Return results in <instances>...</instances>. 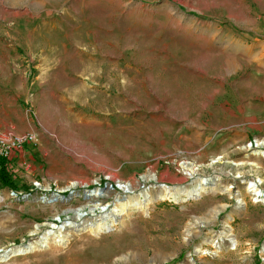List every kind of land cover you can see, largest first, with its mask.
Listing matches in <instances>:
<instances>
[{"label": "rangeland", "instance_id": "1", "mask_svg": "<svg viewBox=\"0 0 264 264\" xmlns=\"http://www.w3.org/2000/svg\"><path fill=\"white\" fill-rule=\"evenodd\" d=\"M27 132L9 160L22 187H0V255L78 226L0 264H264L249 187L264 195V0H0V134ZM202 178L230 192L90 228Z\"/></svg>", "mask_w": 264, "mask_h": 264}, {"label": "bare ground", "instance_id": "2", "mask_svg": "<svg viewBox=\"0 0 264 264\" xmlns=\"http://www.w3.org/2000/svg\"><path fill=\"white\" fill-rule=\"evenodd\" d=\"M258 147H264V139L263 140H258L257 142ZM256 155L258 156H264V150H257L255 152ZM255 167H259L258 162H253L252 163ZM260 168V167H259ZM186 173L188 175H193L192 170H187ZM155 176H148L147 179H156L154 178ZM135 182V181H134ZM134 183H131L129 185H122V189L125 191H131L133 188ZM251 191L254 193L256 197H261L264 196L262 193V190L260 189L258 183H251L249 186ZM209 188H216L218 189L221 193H226L230 192V188L226 186H220V182L217 179H212V178H202L200 179L196 185L192 186L191 188H178V187H171L166 184L161 186V192L153 197L152 193L150 191H146L141 195V197H128L125 202L119 201L117 202L115 208L105 216H103L100 220H97L94 224H91L90 228H94L96 230H102L106 229L110 226L111 223H113L117 217L120 215L124 214L127 212L126 210L128 208L132 207H144L147 206L152 200L156 199H175L178 200L181 196L182 193L186 195L189 198H197L198 196L202 195L206 190ZM98 191L95 190L90 193V196L92 195H97ZM3 198V197H2ZM97 205H95L91 211L95 212L97 209ZM101 208L102 211H104ZM75 219H83L85 217V214L83 212L76 211L75 215L73 216ZM53 225V224H52ZM78 225L75 223L71 222L68 224H65L63 226H60L58 228L54 227L53 229H50L46 234H44L39 240L35 242H30L28 245H19L16 247H13L11 249L6 250L5 253L0 255V262L2 261H9L16 255H22L26 254L32 249L36 248L38 244H47L50 243V241H57L61 242L67 237V231H70L71 229L76 228ZM40 225L37 226V230L34 231H39L40 230ZM55 243V242H54Z\"/></svg>", "mask_w": 264, "mask_h": 264}, {"label": "built area", "instance_id": "3", "mask_svg": "<svg viewBox=\"0 0 264 264\" xmlns=\"http://www.w3.org/2000/svg\"><path fill=\"white\" fill-rule=\"evenodd\" d=\"M36 140L37 135L34 132L0 134V156H5L11 160L15 153L22 151L31 144H35Z\"/></svg>", "mask_w": 264, "mask_h": 264}, {"label": "trees", "instance_id": "4", "mask_svg": "<svg viewBox=\"0 0 264 264\" xmlns=\"http://www.w3.org/2000/svg\"><path fill=\"white\" fill-rule=\"evenodd\" d=\"M9 160L5 156H0V187L18 191L22 186L11 170Z\"/></svg>", "mask_w": 264, "mask_h": 264}, {"label": "crops", "instance_id": "5", "mask_svg": "<svg viewBox=\"0 0 264 264\" xmlns=\"http://www.w3.org/2000/svg\"><path fill=\"white\" fill-rule=\"evenodd\" d=\"M28 147V146H27ZM27 147H25L24 149H26Z\"/></svg>", "mask_w": 264, "mask_h": 264}]
</instances>
